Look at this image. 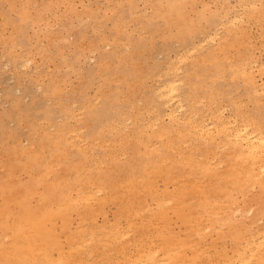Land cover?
Returning <instances> with one entry per match:
<instances>
[{"label":"rangeland","instance_id":"obj_1","mask_svg":"<svg viewBox=\"0 0 264 264\" xmlns=\"http://www.w3.org/2000/svg\"><path fill=\"white\" fill-rule=\"evenodd\" d=\"M245 1L187 0L190 8L182 9L180 5L176 11L172 8L174 19L165 15L170 0H0V178L5 175L10 178V169L3 163L7 165L19 156L27 158L26 153L22 155L27 148H34L33 158L41 148H46L50 154L56 152L59 141H51L59 140L62 132H67V136L75 133L82 138H74L75 150L68 151L82 166L95 168L99 162L110 163L116 157V164L126 163L138 141H155L147 123L150 128L157 122L161 129L169 125L166 108L155 91L177 78L182 80L180 94L186 105L185 115L188 111L197 112L196 119L203 116L205 120L210 117L208 121H211L213 110H226L223 112L226 121L251 119L264 125V0L257 1L261 4L256 3V7L252 6L255 0L247 1L252 2L250 12L236 25L226 24L224 18L226 6L231 8V19L234 12L243 14ZM196 2L198 10L193 9ZM204 3L209 7L202 10ZM213 18L217 20L209 24ZM216 30L221 31L219 44H204L203 40L213 36ZM187 50H191L193 56ZM179 54L186 55L183 60H187L183 62ZM30 57L34 59L33 64L29 63ZM199 57L206 60L200 63ZM21 63L25 67L28 64L29 68ZM167 65L169 69L174 66L173 72ZM177 66H181V71L177 69L176 75L173 73ZM249 76H254L252 81ZM93 125L101 140L91 135ZM172 130L168 136L178 137L177 128ZM158 133L155 135L164 132ZM167 137L160 135L158 141L165 143ZM82 143L88 158L79 150ZM138 147L143 154L141 144ZM16 176L26 178L27 174L22 172ZM124 215L110 204L105 219L98 217L96 224L110 227L118 220L125 229L129 222ZM141 227L144 228L143 240L150 244L152 229L146 220H137L133 230ZM173 228L184 231L181 227ZM6 229L8 224L0 208V231ZM121 256L117 252L113 259L122 262Z\"/></svg>","mask_w":264,"mask_h":264},{"label":"bare ground","instance_id":"obj_2","mask_svg":"<svg viewBox=\"0 0 264 264\" xmlns=\"http://www.w3.org/2000/svg\"><path fill=\"white\" fill-rule=\"evenodd\" d=\"M170 1L165 15L174 19L176 15L172 8L176 11L178 5L182 9L191 7L187 0ZM247 1L242 4L244 13L234 12L232 19L231 8L224 7L226 24L236 25L245 20L252 3ZM255 1L251 4L253 7L260 0ZM196 5L197 2L193 3L194 10H198ZM201 6L202 10L209 7L206 3ZM216 20L210 19L209 24ZM220 30L203 40L204 44H219ZM187 51L192 55L191 50ZM29 60L33 64L31 60L34 59L30 57ZM198 60L202 63L206 59L199 57ZM28 64V67L22 65L27 69ZM173 67L168 69L173 72ZM180 67L177 66L173 74L177 75ZM253 77L248 79L252 81ZM181 86L182 80L177 78L155 91L157 99L166 108L169 125L161 129L160 122L153 123L151 128L147 123L155 141H138L143 154L138 146L134 147L129 161L122 165L116 164V157L110 163L99 162L95 168L82 166L68 153L74 148L73 139L81 138L72 132V136H67V132L60 133L59 140L52 138L51 142L59 141L53 154L41 148L33 158L31 151L34 148L28 146L32 150L27 148L22 153H26L27 158L18 155L19 158L8 160L7 165L3 163L10 169V178L6 175L0 178V208L8 224V229L0 231V264H264V125L251 119L226 121L223 115L226 108L220 106L219 109L225 111L211 110L217 124L212 119L208 121L210 117L208 120L203 116L196 119L198 114L192 111H188L185 118ZM173 127L180 132L178 137L168 136ZM158 132L168 136L165 143L158 141L163 135H155ZM91 133L101 140L96 125ZM18 142L22 143L21 140ZM83 143L79 150L88 158ZM227 153L229 155L223 157ZM109 164L111 166L107 167ZM104 167L106 170H102ZM22 172L27 174L26 178L16 176ZM110 204L125 214L129 222L127 230L118 220L110 227L96 224L98 217L105 219ZM137 220H146L152 229V240L147 238L150 244L143 240V227L133 230ZM173 227H181L184 231L182 233L178 228V234ZM117 252L121 253L122 262L113 259ZM87 257L92 259L90 263Z\"/></svg>","mask_w":264,"mask_h":264}]
</instances>
